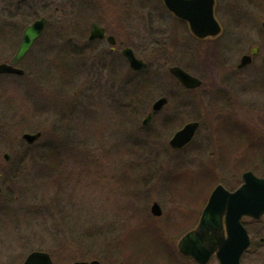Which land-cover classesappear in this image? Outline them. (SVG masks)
<instances>
[{"label": "rangeland", "instance_id": "rangeland-1", "mask_svg": "<svg viewBox=\"0 0 264 264\" xmlns=\"http://www.w3.org/2000/svg\"><path fill=\"white\" fill-rule=\"evenodd\" d=\"M106 1L3 4L11 7L16 34L12 50L0 44V62L16 52L27 23L41 15L48 24L42 41L18 66L25 74H0V264H20L32 251L51 254L55 264H196L177 249L187 228L167 236L165 255L154 244L157 227L167 228L196 209L186 224L191 228L210 187L220 183L232 190L246 170L264 177L262 58L231 73L242 55L261 44L263 11H254L251 0L218 9L224 31L208 51V42L192 37L184 23L151 6L156 0H147V6L141 0ZM230 1L235 0H223ZM19 12H26V21ZM94 22L115 37H137L147 70L134 71L126 62L106 78L89 76L93 71L84 62L90 60L75 48L87 50ZM183 64L204 80L198 91L184 92L170 74L171 66ZM161 96L168 104L144 125ZM218 97L228 99L226 107L218 105ZM196 120L201 125L194 141L172 149L174 133ZM39 131L32 144L22 139ZM218 138L225 148L216 147ZM155 201L161 217L151 213ZM244 220L252 242L242 264H264V218ZM208 264L219 262L214 257Z\"/></svg>", "mask_w": 264, "mask_h": 264}, {"label": "water", "instance_id": "water-1", "mask_svg": "<svg viewBox=\"0 0 264 264\" xmlns=\"http://www.w3.org/2000/svg\"><path fill=\"white\" fill-rule=\"evenodd\" d=\"M168 8L179 17L187 19L193 33L201 38L217 35L221 26L214 16L213 2H209L203 8H196L183 4L179 0V6L172 5L170 0H164ZM212 1V0H211ZM47 19L41 17L28 25L23 34L20 47L13 58V63L19 62L30 50L33 42L41 36ZM264 26V22H263ZM90 39L105 37L104 29L97 23L91 27ZM113 37V36H108ZM258 49H254L255 54ZM131 67L136 70L144 69L147 64L135 57L132 49L124 50ZM251 55H244L240 66L251 62ZM171 72L176 75L187 87L201 84V81L185 72L180 67H172ZM0 73L23 74V70L11 64H0ZM166 98L158 100L154 109H158L166 103ZM151 114L145 119L149 122ZM198 127L197 122L188 123L176 133L171 140L174 147H182L194 136ZM41 133H24L23 139L29 144L34 143ZM8 159V154H5ZM244 183L235 191L227 190L223 185H218L212 192L208 204L203 210L199 224L196 228L187 232L178 242L179 251L199 264H207L210 258L216 254L219 264H241V256L250 245V237L241 219L250 216L260 219L264 215V178L256 176L252 171L243 174ZM151 211L154 215H162V208L158 202L153 203ZM23 264H54L50 254L35 251L28 255ZM73 264H100L98 260L76 261Z\"/></svg>", "mask_w": 264, "mask_h": 264}, {"label": "flooded vegetation", "instance_id": "flooded-vegetation-1", "mask_svg": "<svg viewBox=\"0 0 264 264\" xmlns=\"http://www.w3.org/2000/svg\"><path fill=\"white\" fill-rule=\"evenodd\" d=\"M95 1H97L98 3H100V0H95ZM107 1L108 2H111V0H107ZM107 1H106V4L108 5L109 3ZM170 1H171L172 5L177 6V7H180L179 6V0H170ZM181 1L185 5L192 6V7H196L198 9L207 6V4L209 2H213L212 4H213L214 16L218 20V22H219V24L221 26V32L218 35H214V36H207V37H204V38L198 37V36H196L192 32L191 27H190V22L187 19H183V18L179 17L178 15H176V13H174L173 11H171L168 8V6H167V4H166V2L164 0H156V2L158 4H154V5L151 4V6L157 7V8L160 7V8L165 9L168 12V16L169 17H171L174 20L179 21L180 23H184L187 26V28H188L189 32L191 33L192 37H194L195 39H198L199 41H202V42H205V41L208 42V44H209L208 51L211 50V49H213V43L212 42L213 41H216L218 37H221L222 34H223V31H224L223 24H222L221 20L219 19L218 15H217V10L220 9V8H224L226 6H228V8H236L237 6H239V5L242 4V1L241 0L230 1L229 3L228 2L224 3L223 0H212V1L211 0H181ZM6 2L8 3L9 6H12L14 0H0V5H1L0 6V25L3 26V28L0 29V44L1 43L2 44H5V47L4 48H5L6 51H8L10 49L11 50L13 49V43H14V40H15V34L16 33L14 32V29L10 27V25H14V23L10 22L12 20L13 16H14L12 14V12H11V9H10L11 7L9 8L8 6H3V4H5ZM141 3H142L141 5L147 6L148 1L147 0H141ZM250 4H251L250 7H252L253 9H255L254 11L259 12L261 10L264 13V0H251V3ZM25 7L27 8V10L30 9L29 8V2L28 1L25 2ZM23 9L26 11L25 8H23ZM19 15L22 16L23 19L27 18L26 12L25 13H20L19 12ZM41 17H45V16L38 15V17L36 19H34L32 22H34L35 20H37L38 18H41ZM45 18L47 19V17H45ZM25 21H26V19H25ZM263 22H264V18L261 21V27L259 29V34H258V36L261 37V44L260 45L253 46L250 49L249 53L244 54V55L251 54V57H252L251 62H249L248 65H245V66H242L241 67V66H239L240 63H241V59H240V62L237 64L236 68L233 70L234 72H231L234 76L237 75V73L239 74L241 72V70L246 69L247 67H249V65H251L254 62V59L256 57H261L262 58V61H263V65H264V26H263ZM31 23H27L26 26H28ZM47 23H48V19H47ZM94 23H97L98 25H100L101 27H103V29L105 31V37H96L94 39H90V37H88L87 45H86L87 50H78L77 49V44H76V48H75V51H80L83 54L85 53L84 55H85L86 59L90 60V62H87V61L84 62V65H89V67L93 71V72L91 71L92 74L90 73L89 76L94 77L95 74H93V73L95 72V73L98 74V76H100L102 78H106V76H109L108 74L111 73V70L113 68H116L117 66L120 69L123 68V67H125L124 64L126 62L129 64V62H128L125 54H124V50L127 49V48L132 49V51L134 52V54L136 55V57H138L140 59H143L142 56H141V54H143L145 52L144 51L145 48H140L139 46L136 45V42L138 40L137 37H134V38H132V37H115V36L114 37H107L108 35H110L108 33V31H107V28L104 25H101L98 22H94ZM94 23H92V24H94ZM26 26L23 29L22 36H21V40H20L19 44L16 46L17 47L16 48V52L18 51V49L20 47L21 41L23 39V33H24V30H25ZM46 26H47V24H46ZM5 28H8V29L5 30ZM45 30H44V32H45ZM44 32H43V34L38 39L35 40L34 44L31 47V49L24 55V57L19 62H17V64H14L13 63V58H14L16 52L11 56V58L9 60L4 61V62H0V64L1 63H7V64H12L13 66L15 65L16 67H18L22 62H24L26 60V57L29 56V54L33 51V48H35V46L42 39V36L44 35ZM17 38H19V37H17ZM72 38L73 37H71V39ZM45 43H46V41L42 44L43 46L42 45H40V46L44 47V44ZM150 46H151L150 53H151V57H152V59H151V79L154 82V37H151V44H150ZM88 48H90V49L88 50ZM254 49H258V50H257V52L255 54H252V51ZM111 57H117V58H113V60H112ZM28 59H29V57H28ZM28 59H27V62H28ZM115 61H117V65H116V62ZM121 64H123V65H121ZM129 67H130V64H129ZM148 67H149V64H148ZM178 67H180L183 70H185L186 72L190 73L188 71V69L185 67L184 64H183V66L180 65ZM147 68L146 69H143V70H139L138 72L145 71V70H147ZM19 69H21V68H19ZM21 70H23V69H21ZM134 71H136V70H134ZM24 74H25V72L23 70L22 76ZM170 74L173 76L176 84L179 85L183 89L184 92H194V91H198L203 86V84H204V80L203 79H201L200 77H197V76L193 75L192 73H190L193 76L199 78V80L201 81V84L198 85V86H194V87H187L186 85H184L180 81V79L178 77H176L171 72H170ZM2 75H6V74H2ZM96 80L97 79H95V81H93L92 83L97 84L98 83V80L97 81ZM211 82H212V80H211ZM162 98H166V101L167 102L163 106H161L160 108L154 109L153 111H151L152 117H153V112L154 113H157V112L161 111L163 109V107L168 104V102H169L168 97L161 96V97H159L153 103L152 108H153L154 104L159 99H162ZM216 100L219 101V102H217L218 105L221 104L220 107H222V106L223 107H226L225 101H227L228 99H226L224 97H218ZM231 109H232V107H231ZM149 122H147V124ZM190 122H197L198 123V127H197V129L195 131V134H194L193 138L190 140V142H188L187 144H185L182 147H174V146H172L170 143H171V140L174 138L175 134L180 129H182L183 127H185L186 124H188ZM190 122L184 124L183 127H181L178 131H176L174 133V135L172 136V138L169 141V145H170V147L172 149H174V150H182V149H184L185 147H187L189 144H191L194 141V139L196 137V134H197L198 130L200 129V125L201 124H200V121H198V120H196V121H190ZM144 125H146V124H144ZM220 141L221 140L219 138L216 139V142H217L216 147H218V148H225L226 145H219L221 143ZM220 152H223V151L220 150ZM4 159H5V161H8V160H6L5 157H4ZM8 159H9V157H8ZM1 177H2V175H0V178ZM2 191H3V187L0 186V197L2 195ZM192 211L193 212L186 211V212H188L187 213L188 215L187 214H182V216L191 217L192 214H195L196 209H194ZM201 214H202V212H201ZM260 242L261 243H264V237H261L260 238ZM26 257H25V259H26ZM25 259L22 260L20 262V264H22L25 261Z\"/></svg>", "mask_w": 264, "mask_h": 264}, {"label": "trees", "instance_id": "trees-1", "mask_svg": "<svg viewBox=\"0 0 264 264\" xmlns=\"http://www.w3.org/2000/svg\"><path fill=\"white\" fill-rule=\"evenodd\" d=\"M241 163V162H240ZM240 166V164H239ZM242 167V166H240ZM191 220V217H187V216H182L180 218H178L177 220H174L173 222L169 223L168 227L166 228H160L157 227L158 229H156L157 232L159 233H155V238H154V244L158 246L159 252L161 250V248L164 250L165 255H166V248H169V243H168V239L167 236H169L170 234L174 233V232H178L177 230L179 229H184L187 228L188 222ZM177 228V229H176ZM186 231V229L184 230ZM179 233V232H178ZM161 254V252H160ZM164 258V256H162ZM169 262H171L172 260V256L171 257H165Z\"/></svg>", "mask_w": 264, "mask_h": 264}]
</instances>
